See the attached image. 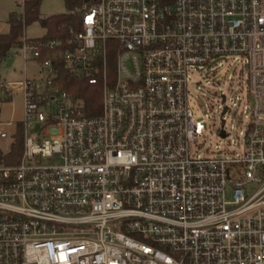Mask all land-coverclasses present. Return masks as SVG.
<instances>
[{"label":"built area","instance_id":"built-area-1","mask_svg":"<svg viewBox=\"0 0 264 264\" xmlns=\"http://www.w3.org/2000/svg\"><path fill=\"white\" fill-rule=\"evenodd\" d=\"M87 3L70 47L23 36L37 72L0 84L24 113L18 163L0 164V264H264V0ZM220 58L246 69L228 157L197 153L188 104L193 71ZM64 72L102 81L99 113ZM221 97L226 115L237 103Z\"/></svg>","mask_w":264,"mask_h":264},{"label":"rangeland","instance_id":"rangeland-1","mask_svg":"<svg viewBox=\"0 0 264 264\" xmlns=\"http://www.w3.org/2000/svg\"><path fill=\"white\" fill-rule=\"evenodd\" d=\"M23 0H0V32L8 28L7 15L13 10L20 9ZM65 11L64 0H44L39 9V16L61 14ZM23 36L37 38L45 34L44 28L34 22L23 30ZM28 53L23 59V51L13 50L7 57L0 61V84H15L25 77L32 78L36 74V64ZM220 63V64H219ZM239 62L235 59H219L209 68L193 71L188 87V104L194 116L203 120L205 129L197 153L200 155L231 156L240 153L244 147V132L246 120L242 114L243 108L239 105L245 90L246 69L240 72ZM5 92V89L0 91ZM225 95L229 101L235 100L236 107L226 115L222 114L221 99ZM23 97L20 91L8 92L7 98H0V148L8 151L13 141V134L17 123L22 124ZM221 119L225 120L228 136L219 135ZM38 128L33 122L27 129V134L32 136ZM23 129V125H22ZM24 133V129H23Z\"/></svg>","mask_w":264,"mask_h":264},{"label":"trees","instance_id":"trees-1","mask_svg":"<svg viewBox=\"0 0 264 264\" xmlns=\"http://www.w3.org/2000/svg\"><path fill=\"white\" fill-rule=\"evenodd\" d=\"M43 1L23 0L20 9L8 13V28L5 32H0V61L7 57L11 51L19 50L23 43V30L34 22L44 28L45 34L37 38H26V42L41 46L47 41L55 40L61 44L57 47L59 50L63 51V49L70 47L72 33L79 32L81 29V13L88 3L86 0H64V12L42 18L39 16V9ZM63 80V87L81 101V110L86 115H96L100 112L102 81H99L96 85H90L84 80L79 81L70 78L65 72L63 73ZM22 140V124L17 123L9 150L3 151L0 148V164L18 163L23 149Z\"/></svg>","mask_w":264,"mask_h":264},{"label":"water","instance_id":"water-1","mask_svg":"<svg viewBox=\"0 0 264 264\" xmlns=\"http://www.w3.org/2000/svg\"><path fill=\"white\" fill-rule=\"evenodd\" d=\"M86 2H88V0H86ZM8 94L5 92L0 91V98H7ZM221 136H223V132H221Z\"/></svg>","mask_w":264,"mask_h":264},{"label":"crops","instance_id":"crops-1","mask_svg":"<svg viewBox=\"0 0 264 264\" xmlns=\"http://www.w3.org/2000/svg\"><path fill=\"white\" fill-rule=\"evenodd\" d=\"M28 38V37H27Z\"/></svg>","mask_w":264,"mask_h":264}]
</instances>
